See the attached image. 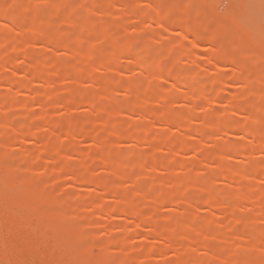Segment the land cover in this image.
I'll list each match as a JSON object with an SVG mask.
<instances>
[{"label": "rangeland", "instance_id": "obj_1", "mask_svg": "<svg viewBox=\"0 0 264 264\" xmlns=\"http://www.w3.org/2000/svg\"><path fill=\"white\" fill-rule=\"evenodd\" d=\"M0 264H264V0H0Z\"/></svg>", "mask_w": 264, "mask_h": 264}]
</instances>
